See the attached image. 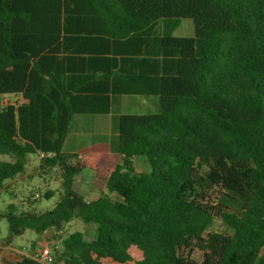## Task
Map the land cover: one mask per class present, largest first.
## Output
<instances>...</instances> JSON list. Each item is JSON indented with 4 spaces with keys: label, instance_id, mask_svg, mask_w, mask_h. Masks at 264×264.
Instances as JSON below:
<instances>
[{
    "label": "trees",
    "instance_id": "trees-1",
    "mask_svg": "<svg viewBox=\"0 0 264 264\" xmlns=\"http://www.w3.org/2000/svg\"><path fill=\"white\" fill-rule=\"evenodd\" d=\"M182 20L194 37H173ZM111 94L159 112L117 115L112 153H63L72 117L109 114ZM31 154L59 201L0 210V246L52 230L64 264H264V0H0V191ZM87 169L91 198L74 189ZM78 219L96 239L63 235Z\"/></svg>",
    "mask_w": 264,
    "mask_h": 264
},
{
    "label": "rangeland",
    "instance_id": "rangeland-1",
    "mask_svg": "<svg viewBox=\"0 0 264 264\" xmlns=\"http://www.w3.org/2000/svg\"><path fill=\"white\" fill-rule=\"evenodd\" d=\"M165 21H160L154 35H162L165 31ZM194 23L192 20H182L179 27L173 32V37L188 38L194 37ZM118 110H114L115 115L120 114H154L159 112V100L156 96H129L120 100L117 103ZM105 122L103 125V136L98 135L93 126L96 120ZM112 116L104 115H74L72 117L67 137L65 139L62 152L65 154L73 153H112L115 148L112 144L117 140L116 129L112 130L111 121ZM100 127V126H99ZM101 129V127L99 128ZM3 161H11L8 156H0ZM43 159L41 155L31 154L24 174L20 175L16 180L9 181L7 184L10 186L6 190L0 191V210L3 212L8 211L10 204H13L18 213L33 212L42 213L44 211L52 210L56 203L59 201L60 192L62 191L61 185L56 180L55 170L43 167ZM136 169L138 172H149V165L143 159L136 160ZM92 171L87 169L76 178L74 189L86 198H91ZM54 191L55 196L47 200L44 194L47 191ZM10 194H9V193ZM113 198L117 196L113 195ZM1 238L5 239L9 236V224L6 220H0ZM97 224H85L81 220H75L64 227L63 235L80 231L84 233L86 240L92 241L97 237ZM214 230L222 231L220 225H216ZM46 243L53 249L55 254H59L62 250V242L55 239L54 231L47 232ZM41 237L35 232L28 230L23 237H16L14 239L15 245L27 246L31 241L39 243ZM0 249H2L0 247ZM25 252L31 253L30 249L17 248ZM30 250V251H29ZM197 261H202V256L199 253H194L193 256Z\"/></svg>",
    "mask_w": 264,
    "mask_h": 264
},
{
    "label": "crops",
    "instance_id": "crops-1",
    "mask_svg": "<svg viewBox=\"0 0 264 264\" xmlns=\"http://www.w3.org/2000/svg\"><path fill=\"white\" fill-rule=\"evenodd\" d=\"M154 78L155 77H153L152 79H154ZM119 80L123 85L126 86V83L130 82L129 80H131V79L129 78L128 80H125V79L120 78ZM114 81L116 82V80H114ZM112 88H116V86H113V84H112ZM108 96H110V101H111V112L109 114H84V115H94V116H100V117H102L104 115L112 116V119H111V121H112L111 127L112 128L111 129L114 130L115 129L114 121H115V117L117 116V115H115L114 110L116 109L119 111V109L117 108V103L120 100H123L124 98L129 97V96H146V95L111 94ZM147 97H151V96H147ZM11 100H13V101L19 100L20 101L21 98L20 97L11 98ZM96 122L97 123L94 124L93 128L95 131H97L96 133H98V135L103 136L104 134L102 132V129H103V125L105 124V122L103 123L99 119H97ZM99 126L101 127V129H99L100 128ZM46 235H47V233L40 236L41 241L39 243H37L36 241H31L27 246L15 245L14 241L12 242V244L10 246H7V247L0 246L2 248L1 249V256H0V264H16L18 261L21 260L23 255L24 256H26V255L30 256L34 252L41 250L45 245H47V243H46L47 236ZM23 236H21V237H23ZM17 248H22V249H30L31 248V253L25 252L23 250H18Z\"/></svg>",
    "mask_w": 264,
    "mask_h": 264
},
{
    "label": "built area",
    "instance_id": "built-area-1",
    "mask_svg": "<svg viewBox=\"0 0 264 264\" xmlns=\"http://www.w3.org/2000/svg\"><path fill=\"white\" fill-rule=\"evenodd\" d=\"M41 156L45 157V154H41ZM0 256H1V249H0ZM29 257L39 262L40 264H64L56 260L55 252L48 244L45 245L41 250L31 254Z\"/></svg>",
    "mask_w": 264,
    "mask_h": 264
}]
</instances>
